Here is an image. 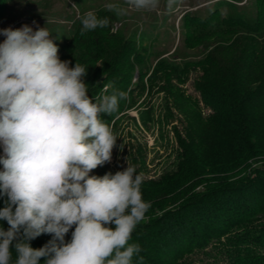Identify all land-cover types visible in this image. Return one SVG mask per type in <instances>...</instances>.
I'll return each mask as SVG.
<instances>
[{
	"label": "trees",
	"instance_id": "obj_1",
	"mask_svg": "<svg viewBox=\"0 0 264 264\" xmlns=\"http://www.w3.org/2000/svg\"><path fill=\"white\" fill-rule=\"evenodd\" d=\"M12 1L0 0V20ZM243 1L219 0L206 14L183 18V45L202 54L195 59L181 57L178 48L165 57L122 31L114 33L115 17L106 12L96 15L107 17L109 26L84 35L79 18L61 36L49 30L61 61L87 68L83 80L93 102L114 89L127 93L117 112L101 114L112 130L133 108L145 125L161 115L151 100L137 105L135 94L142 97L147 89L150 98L164 94L166 121L181 125L174 126L177 163L159 180L145 177L143 161L130 164L143 173L142 197L150 203L129 241L141 248L132 264H264V0H254L251 8L240 6ZM194 73L199 96L183 87ZM108 173L115 174L106 162L90 175ZM6 200L0 196V209ZM0 227L9 225L0 220ZM51 239L42 234L29 243L40 248Z\"/></svg>",
	"mask_w": 264,
	"mask_h": 264
},
{
	"label": "clouds",
	"instance_id": "obj_2",
	"mask_svg": "<svg viewBox=\"0 0 264 264\" xmlns=\"http://www.w3.org/2000/svg\"><path fill=\"white\" fill-rule=\"evenodd\" d=\"M176 3L164 0L166 11ZM160 7L161 0L104 5L117 17ZM79 19L81 35L110 24L93 11ZM0 34L6 37L0 43V196L7 197L0 220L9 225L0 227V264H11L14 240L15 264H40L41 258L44 264H132L141 248L129 241L150 208L141 192L144 175L133 165L90 175L111 161L117 141L101 114L117 112L127 93L114 89L93 102L83 80L87 68L61 61L45 27ZM42 234L52 239L33 248L29 241Z\"/></svg>",
	"mask_w": 264,
	"mask_h": 264
},
{
	"label": "rangeland",
	"instance_id": "obj_3",
	"mask_svg": "<svg viewBox=\"0 0 264 264\" xmlns=\"http://www.w3.org/2000/svg\"><path fill=\"white\" fill-rule=\"evenodd\" d=\"M218 1L177 0L174 11L169 13L164 7V0H161V7L157 11L130 9L126 16L117 17L114 13L107 11L104 5L109 2L123 4V0H13L8 15L0 20V30L9 27L17 29L28 25L33 29L45 27L54 31L57 36H61L70 30L72 19L79 18L88 11H93L98 15L106 12L109 16L115 17L113 20L114 33L122 31L128 39L134 38L141 41L142 45L151 46L154 52H164L165 57L174 54L178 48L181 57L195 59L202 54L199 49H186L183 45V18L191 13L206 14ZM253 2L254 0H244L239 5L251 8ZM5 38L0 34V43ZM154 40H157L156 43H153ZM137 77L138 72L134 81ZM195 78L194 73L183 87L187 93L199 96L193 87ZM148 92L147 89L142 97L138 95V92L135 94L137 105L143 103L144 100H151L157 110L156 114L161 113V115L157 116L155 121L145 125L140 119L137 108L128 110L118 128L113 130L117 141L112 151V159L107 164L116 173L125 170L132 163V159L137 158L138 161L144 162L147 172L144 174L145 177L159 180L177 163L179 147L174 126L178 124V120L166 121L163 93H154L150 98ZM178 126H181L180 123ZM112 227L114 228L115 225ZM208 262L213 264L214 260L209 259Z\"/></svg>",
	"mask_w": 264,
	"mask_h": 264
}]
</instances>
